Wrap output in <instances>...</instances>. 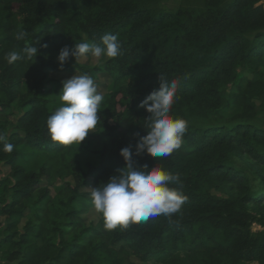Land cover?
<instances>
[{"label":"trees","instance_id":"1","mask_svg":"<svg viewBox=\"0 0 264 264\" xmlns=\"http://www.w3.org/2000/svg\"><path fill=\"white\" fill-rule=\"evenodd\" d=\"M166 1L0 0V117L18 114L9 134L0 119L14 145H0V264H264V129L254 124L264 115V0ZM105 34L121 43L118 57L59 66L62 48ZM35 44V58L7 62ZM51 73L110 79L95 129L103 146L87 149L89 160L49 138L47 119L62 104ZM160 76L178 82L170 115L187 129L170 156L133 160L179 174L170 187L187 200L127 228L106 229L99 213L86 225L90 190L118 175L120 150L150 130L139 105ZM39 157L46 164L31 170Z\"/></svg>","mask_w":264,"mask_h":264},{"label":"clouds","instance_id":"2","mask_svg":"<svg viewBox=\"0 0 264 264\" xmlns=\"http://www.w3.org/2000/svg\"><path fill=\"white\" fill-rule=\"evenodd\" d=\"M26 35L20 31L15 38L18 41L23 40ZM37 44L9 52L7 62L12 64L35 58L38 55ZM120 54L121 43L117 36L105 34L99 44L85 38L71 48H62L57 62L62 68L69 58H91L98 61L102 57L112 59ZM177 89L176 80L169 82L160 76L159 87L139 105L150 114L147 118V127L150 130L137 140L134 150L131 145L120 150L119 155L125 167L119 174L111 176L102 187L97 186L90 190L94 211L101 215L104 227L108 230L127 228L130 224L147 222L149 218L158 215L170 217L179 212L187 200L177 187H170L181 185L179 174L170 173L156 165L150 168L147 163L138 167L133 160L134 156L142 153L153 158L168 157L180 148L187 121L170 115ZM59 98L61 106L46 122L49 138L62 145H79L96 129L103 95L93 78L75 74L62 82ZM0 145L4 152H13L14 145L7 142L3 133H0Z\"/></svg>","mask_w":264,"mask_h":264},{"label":"rangeland","instance_id":"3","mask_svg":"<svg viewBox=\"0 0 264 264\" xmlns=\"http://www.w3.org/2000/svg\"><path fill=\"white\" fill-rule=\"evenodd\" d=\"M169 0H167L166 2H168ZM171 1V0H170ZM264 3V1H263ZM173 6V5H172ZM78 61L81 65L86 66V67H94L97 65H101L104 61V58L102 57L100 60L96 61V60H92L91 58L88 59H83V58H78ZM245 71V72H244ZM240 72L243 73V75L246 78L251 77V73L249 71L246 70H242L240 69ZM78 75L77 73H73V74H69V73H51L49 75V78L55 79L57 82H63L64 80L71 78L73 75ZM96 84L98 85V90L100 91V93L105 96L107 89L109 88L110 85V79L107 75L105 74H100L97 76L96 78ZM10 113V112H8ZM18 114L16 113H10L8 116L4 115L1 116L0 119L2 121H8L9 124L6 128L8 134L11 133L13 125L16 123V117ZM256 125L262 127L264 129V115L262 113H258V117L255 120ZM103 146V139L101 138V136L96 132V130L94 132H90L86 138L80 142L79 144V148H80V153H82L81 155L85 158V159H90V155L86 153L87 149H90V151H96L101 149V147ZM46 164L45 158L44 157H39L37 160L33 161L30 165H28V167L31 170H38L40 168L41 165ZM9 170L6 167H2L1 168V176H5L6 174H8ZM66 181H70V179H67ZM45 186V184L43 185ZM89 189H85V191H88ZM80 207V205H75V208L78 209ZM81 218L83 219L84 223L86 225L89 224H96L98 221V213H96L94 211V208H90L86 213H84L83 215H81ZM2 221V220H1ZM22 228V225L20 226ZM253 230L257 231L260 230V228L258 226H253L252 227ZM67 238L70 239V235L68 234L66 236ZM133 264H142L141 262L132 259Z\"/></svg>","mask_w":264,"mask_h":264}]
</instances>
